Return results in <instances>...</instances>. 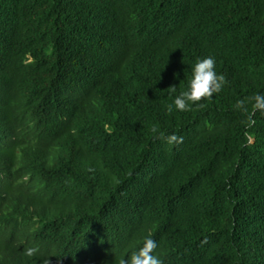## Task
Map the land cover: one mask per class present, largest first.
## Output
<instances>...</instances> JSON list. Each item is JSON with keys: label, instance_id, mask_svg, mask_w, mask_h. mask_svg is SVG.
<instances>
[{"label": "trees", "instance_id": "trees-1", "mask_svg": "<svg viewBox=\"0 0 264 264\" xmlns=\"http://www.w3.org/2000/svg\"><path fill=\"white\" fill-rule=\"evenodd\" d=\"M257 95L264 0H0V264H264Z\"/></svg>", "mask_w": 264, "mask_h": 264}, {"label": "clouds", "instance_id": "clouds-1", "mask_svg": "<svg viewBox=\"0 0 264 264\" xmlns=\"http://www.w3.org/2000/svg\"><path fill=\"white\" fill-rule=\"evenodd\" d=\"M224 83L225 78L215 71V60L211 56L198 59L192 66L191 79L188 82L187 89L174 99L176 110H190L191 106L201 101L202 98H210L214 93H218ZM172 91H175L174 86ZM255 101L254 107L264 109V96L257 95ZM153 131L155 132L156 129L153 128ZM173 141L180 143L182 138L175 135L168 138L169 143ZM155 249H157V242L150 237H146L143 246L138 251L128 256L127 259L121 258L118 264H162V261L155 254ZM36 251L35 248H28L25 250V254L32 257ZM43 264H49L48 259H45Z\"/></svg>", "mask_w": 264, "mask_h": 264}]
</instances>
